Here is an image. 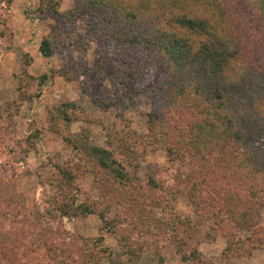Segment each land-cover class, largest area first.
Listing matches in <instances>:
<instances>
[{"label":"trees","instance_id":"trees-1","mask_svg":"<svg viewBox=\"0 0 264 264\" xmlns=\"http://www.w3.org/2000/svg\"><path fill=\"white\" fill-rule=\"evenodd\" d=\"M71 2L72 9L62 15L64 24L51 25L37 49L42 58L60 50L64 63L58 75L65 82L89 72L83 63L73 64L67 52L78 41L74 22L86 15L87 33L100 48L109 40L123 43L124 37L134 48H143L149 68L175 77L171 99L188 96L201 118L177 131L171 143L177 147L165 149L166 161L178 165L170 173L147 169L143 180L134 174L143 154L126 117L120 115L125 131L105 128L104 146H97L87 133L71 131L73 123L87 120L75 103L49 110L46 131L70 155L42 162L41 171L48 172L37 174L44 200L35 213L25 209V197L16 191L10 174L13 161L0 168V264H140L146 247L157 256L156 264H165L160 256L165 246L173 248L179 264H213L191 244L190 234L202 221L209 223L206 244L222 238L223 258H249L255 250L264 251L260 227L264 198L255 181L264 173V0ZM57 9V0H40L36 12L55 14ZM5 47L10 49L9 44ZM30 63L23 55L21 72L32 80L26 74ZM44 79L41 76L37 85ZM15 92L13 100L0 106L4 123L22 104L38 98L22 83ZM166 93L156 96L164 107L171 104ZM93 104L101 110L126 109L118 96ZM42 133L40 126L31 125L27 136L9 151L26 157ZM86 174L92 176V184L80 200L78 182ZM178 194L190 199L194 220L174 213ZM91 215L116 237L124 260L111 257L102 236L82 242L61 225L62 220Z\"/></svg>","mask_w":264,"mask_h":264},{"label":"rangeland","instance_id":"rangeland-1","mask_svg":"<svg viewBox=\"0 0 264 264\" xmlns=\"http://www.w3.org/2000/svg\"><path fill=\"white\" fill-rule=\"evenodd\" d=\"M57 1V13L47 11L39 14L36 8L40 0H0V34L5 32L0 39V106L3 102L15 98V88L19 83L25 84L31 94H38V98L32 102L22 104L17 115L7 118V123L0 120V168L5 162L13 161L10 174L13 175L16 191L25 197V209L33 213L43 207L44 196L38 185L37 174L46 176L48 171H41L42 162L48 158L62 159L70 155L69 149L56 136L46 131L47 112L61 103L70 101L78 106L87 120L73 123L71 131L87 133L90 142L97 146H104L105 128L125 131L120 115L126 117L143 154L139 160V168L134 174L143 180L147 169L164 168L169 169L167 173H170L173 167L178 165L177 162L170 165L166 161L165 149L171 145L177 147L171 144L177 131L201 118L195 106L191 107L192 99L188 96L171 99L170 88H174V82H177L175 77H168L163 69L149 68V56L145 55L143 48H134L125 37L123 43L116 44L109 40L106 46L100 48L99 43L87 33L90 18L86 15H80L74 22L72 29L78 41L67 52L71 53L73 64L83 63L89 72L77 80L65 82L58 75L64 63L60 50L55 51L49 58H42L37 50L41 38L49 32V27L63 25L62 15L72 9L71 0ZM9 33L10 40L7 38ZM7 44L10 49L5 47ZM261 51L264 52V46H261ZM25 54L31 59L26 74L33 78L32 80L21 72ZM134 75L141 76L134 81ZM41 76L45 79L39 86L37 82ZM160 91L167 92L171 104L164 107L156 101ZM116 96L121 98L126 106L123 112L118 106L116 109L101 110L93 104V100ZM153 115L156 117L150 121ZM31 125L43 129L38 144L26 157L12 154L10 148L15 141L27 136ZM182 137L177 136L180 139ZM181 171L187 173V169L181 168ZM167 176L170 175L167 174L166 178ZM255 181L259 196L264 198V173L257 174ZM91 184L90 174H86L78 182L80 200L84 199L83 194ZM174 213L189 220L195 219L190 199L182 194L176 195ZM61 225L65 231L72 233L82 242L98 235L102 236V245L107 248L111 257L124 260L120 243L114 235L104 231L97 217L91 215L70 221L62 220ZM260 227L264 228V208ZM208 231L209 223L202 221L190 234L191 244L213 264H264L263 250L253 251L249 258H223L222 238L217 237L213 242L206 244ZM160 256L165 264H179L178 256L174 254L172 247L161 248ZM156 261L155 253L146 247L140 264H156ZM101 264H105V261Z\"/></svg>","mask_w":264,"mask_h":264}]
</instances>
